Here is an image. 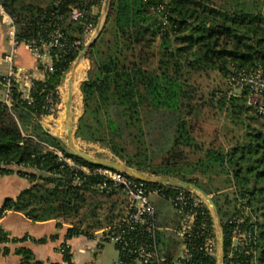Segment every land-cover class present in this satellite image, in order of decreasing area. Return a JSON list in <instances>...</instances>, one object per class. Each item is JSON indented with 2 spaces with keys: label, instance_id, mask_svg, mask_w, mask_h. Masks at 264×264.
I'll return each instance as SVG.
<instances>
[{
  "label": "trees",
  "instance_id": "16d2710c",
  "mask_svg": "<svg viewBox=\"0 0 264 264\" xmlns=\"http://www.w3.org/2000/svg\"><path fill=\"white\" fill-rule=\"evenodd\" d=\"M0 2L15 22L17 40L35 45L41 53L46 50L53 67L52 72L45 70V80L33 81L31 102L17 84L10 88L11 105L0 101V175L17 174L31 184L16 199H7L1 212H21L39 222L77 221L68 229L66 240L82 234L91 236L92 231L106 226L98 214L104 204L92 202L91 197L112 198L122 193L112 180L94 172L109 167L73 154L62 139L44 129L41 120L57 115L58 88L85 48L86 29L96 25L93 7L102 3ZM73 7L86 10L83 20H68ZM109 23L113 38L106 41ZM56 26L63 27L66 37L62 52L48 47ZM88 57L92 68L88 80L81 85L84 113L75 137L101 145L113 161L148 176L192 184H197V178L190 174L196 172L229 177L235 190L233 198H223V194L213 197L221 218L224 255L230 247L233 219L247 213V223L254 226L256 234L247 248L249 255H241L234 262L264 264V112L255 109L259 115L249 116L256 126L247 125L243 141L227 150L208 148L202 157L191 160L192 154L203 153L204 148L194 137L192 122L199 109L193 104L194 92L187 79V75L198 71H214L228 79L257 69L264 73V7L250 8L241 0L222 4L214 0H111L105 28L90 45ZM0 87L6 88V78L1 73ZM213 97L221 100L216 94ZM247 98L248 90L244 89L239 98L244 112L250 109L244 103ZM239 99L231 97L227 101L233 105ZM56 150L71 159L74 166L59 160ZM80 166L88 167L90 173H84ZM146 186L150 190L165 188L167 194H174L169 189L174 186ZM155 219L156 226L163 228L164 221L158 219L157 212ZM208 219L212 225L209 211ZM106 239L112 241L110 237ZM25 240L28 238H12L0 227V253L9 252L7 244ZM156 242L168 262L184 244L175 234L160 231ZM195 243V264H217L215 257L198 251L200 240ZM115 247L121 259L134 261L128 249L117 244ZM60 251L62 263L37 261L26 248L17 253L22 264H74L66 244Z\"/></svg>",
  "mask_w": 264,
  "mask_h": 264
},
{
  "label": "built area",
  "instance_id": "2783aa9c",
  "mask_svg": "<svg viewBox=\"0 0 264 264\" xmlns=\"http://www.w3.org/2000/svg\"><path fill=\"white\" fill-rule=\"evenodd\" d=\"M102 3L103 0H95ZM92 14V13H91ZM87 12L81 7H73L70 9L68 20L80 21L85 18ZM0 22L4 28V34L9 46L7 53L4 56V61L7 64L6 88L5 97L1 98L7 104L11 105L10 88L13 84L19 85L21 88L26 82V71L23 68L16 66L15 57L17 49L20 45L27 46L33 54L39 59L40 64L44 65L46 71L52 72L53 67L51 62L43 63L46 55L41 53L39 49L30 43L19 42L16 36V25L11 16L6 12L4 6L0 2ZM93 26L90 24L86 29L83 37L86 39ZM65 34L62 26H56L51 33L49 48L63 51L65 45ZM77 45L80 42L76 43ZM230 84L241 89H247L249 99L251 101L264 99V73L261 69L253 70L248 73L232 76ZM31 86H24L22 89L25 98L31 102L29 91ZM51 103V101H50ZM59 111L60 104L55 106ZM58 113V112H57ZM55 153L59 160H64L68 165L74 166L70 159H66L61 151L56 150ZM4 167V166H3ZM84 173L89 174L90 169L85 166L78 167ZM112 180V182L120 189L127 197L128 211L127 214L114 223L112 226L105 229V233L112 241L127 250L133 255V262H126L121 259L117 264H195V250H197L196 241L200 240L201 245L198 251L210 257L216 256V241L214 240V225L209 224L208 211L209 208L204 200L195 192L186 188L179 189L178 185L170 190L174 194H167L165 188L150 190L146 183L125 174L124 172L113 170L111 168H98L94 171ZM103 187V186H102ZM155 194L167 200L175 209L176 215L179 218V226L176 230V236L184 241L182 251L173 260L168 262V259L159 252L156 242V233L161 229L156 226L155 208L150 201V195ZM210 212V211H209ZM231 232L230 247L226 254L222 257L227 264H235L234 260L241 255H249L248 247L254 240L256 230L251 223H247L244 217H239L233 221ZM147 238V239H144Z\"/></svg>",
  "mask_w": 264,
  "mask_h": 264
},
{
  "label": "rangeland",
  "instance_id": "374dc122",
  "mask_svg": "<svg viewBox=\"0 0 264 264\" xmlns=\"http://www.w3.org/2000/svg\"><path fill=\"white\" fill-rule=\"evenodd\" d=\"M214 1L222 4L229 0ZM241 1H246L247 5L250 8L264 7V0ZM104 4L105 0H103L100 7L95 6L92 9V14L96 17V25L93 26L91 32H89L88 36L85 39V48L96 37L98 26L101 25L102 30L91 44H93L99 38L105 28L108 13H104ZM111 26L112 24L109 23L108 31L104 35L106 41L113 38L112 29H110ZM158 43L159 42L156 41V46L158 45ZM105 49L106 48L102 46V50L105 51ZM83 50L81 52H83ZM95 56L100 57V54H97ZM76 62L77 60L73 63L69 73L66 75L62 85L59 87L60 107L57 113V119L65 125V103L68 94L67 81L72 74V70ZM81 65L84 69L82 73L83 77L79 84V95L75 91L73 93L72 102L71 122L72 127L75 131L77 130L79 119L84 113L81 85L83 82L88 80V76L92 68V61L88 57V51L84 59L78 65L77 69ZM76 72L74 81L76 80V76L79 77ZM187 79L189 84L193 88L192 91L194 92L193 104L199 109L197 117L195 116V119L192 122L194 125V137L196 138L197 143L204 148L203 153H199L196 155L192 154L190 157L191 160H197L202 157L205 153V150H207L208 148L214 147L216 149L227 150L231 146L236 145L238 142L243 141V135L247 125L250 124L252 126H256L255 121L249 116L255 117L259 115L255 109H258L259 112H264V99L251 101L249 99V95L247 101L244 103L245 106L250 107V109L246 112L241 110L240 106L244 104L242 102V99L239 98H242V92L244 89L237 88L231 85L228 78H224L214 71L192 72L189 76L187 75ZM213 94H216L217 97L221 98V100L217 101V99H214ZM225 96H228V98L238 97L239 100L231 105L230 102L227 101L228 98ZM224 97L226 98V103L223 102ZM64 142H67V138L64 139ZM75 144L79 150L87 154H91L96 158L100 157L99 159L112 160L110 152L99 144L87 143L76 137ZM190 176H192L193 178H197V184L195 185L202 188L205 192L209 191L208 195L210 197L213 198L216 194H223V198H225L224 196L226 195L229 197V199L233 198V193L235 190L234 187H232L231 183L228 181L229 177L227 178L226 175H203L199 172H196L193 174L191 173ZM90 200L92 202L97 201L104 204L101 209H98V214L102 219H104V221L106 222V226H112L127 214L128 200L123 193L112 198L93 196ZM150 201L158 214V219L164 221V226L161 229L159 228V231L161 233L171 232L176 235V230L179 226V218L177 217L173 206L167 200H164L163 198L155 194L150 195ZM229 209L232 210V207H230ZM88 212L89 215L91 212L90 209L88 210ZM210 215L212 217L214 225L213 232L215 237L214 240L216 241L217 256L218 229L211 212ZM239 217H244V219L247 220L248 216L247 213H243V215L238 214L233 219V221L237 220ZM105 245L107 248V252H109L110 255L118 254L115 249V243L113 241L106 242Z\"/></svg>",
  "mask_w": 264,
  "mask_h": 264
},
{
  "label": "crops",
  "instance_id": "0c3cea01",
  "mask_svg": "<svg viewBox=\"0 0 264 264\" xmlns=\"http://www.w3.org/2000/svg\"><path fill=\"white\" fill-rule=\"evenodd\" d=\"M9 49L2 23L0 22V73L5 76L7 64L4 56ZM44 64L51 62L48 52ZM16 66L26 71V82L22 86H30L33 81L45 80L46 73L44 65L40 64L39 59L32 51L23 45L17 49L15 57ZM22 88V89H23ZM59 91V88H58ZM0 97H5V88L0 87ZM41 124L50 134L62 139L67 138V126L57 119V115L45 116ZM73 163V161L70 159ZM31 186L30 182L17 174L0 175V227L12 238H28L22 243L7 244L9 252L0 253V264H22L21 256L17 253L20 248L30 250L33 257L41 262L62 263L63 255L60 248L66 244L71 252L74 264H117L120 260L119 252L116 255H110L107 252L105 243L107 234L104 232L109 226L103 229L92 231L91 236L78 235L66 240L68 229L77 225V221H33L24 213L13 210L1 212V208L7 199H16L22 191ZM183 245L179 248L182 251ZM178 253V254H179Z\"/></svg>",
  "mask_w": 264,
  "mask_h": 264
},
{
  "label": "water",
  "instance_id": "95a60500",
  "mask_svg": "<svg viewBox=\"0 0 264 264\" xmlns=\"http://www.w3.org/2000/svg\"><path fill=\"white\" fill-rule=\"evenodd\" d=\"M110 3H111V0H105V4H104V13L105 14L108 13ZM101 30H102V26L99 25L97 28L96 37L100 34ZM95 38L93 39V41L95 40ZM92 42H90L86 46V48L83 50V52H81V54L78 56L77 62H76L75 66L72 70V74L67 81V83H68V86H67L68 87V94H67L66 103H65V122H66V126H67V142H66L67 147L69 148V150L73 154L80 156V157L88 160L89 162H92L94 164L101 165V166H106V167H109L113 170L124 172L125 174L130 175L132 177H135L136 179L143 181L145 183H156V184H162V185H168V184L178 185V186L184 187L188 190L195 192L207 204V206H208V208H209L210 212L212 213L213 218L215 220V223H216V226L218 229L216 260H217V264H223L222 257H223V245H224V239L223 238L224 237H223V230H222L220 214H219L218 208H217L213 198L210 197L208 195V193L205 192L202 188H200L199 186H197L195 184L185 182L182 180H178V179H166V178L148 176V175L139 173V172L129 168L128 166H126L125 164H123L121 162L99 159V158L92 156L91 154H87V153L79 150L76 147V144H75L76 131L73 129L72 122H71L72 102H73L72 85L74 82L76 69H77L78 65L80 64V62L86 56L88 48Z\"/></svg>",
  "mask_w": 264,
  "mask_h": 264
},
{
  "label": "bare ground",
  "instance_id": "6f19581e",
  "mask_svg": "<svg viewBox=\"0 0 264 264\" xmlns=\"http://www.w3.org/2000/svg\"><path fill=\"white\" fill-rule=\"evenodd\" d=\"M83 66H79V68L77 69V74L79 75V77L76 76V80L73 82V85H72V91L73 93L76 91L77 94L79 95V84L82 80V73H83ZM67 88V87H66ZM76 94V93H75Z\"/></svg>",
  "mask_w": 264,
  "mask_h": 264
}]
</instances>
